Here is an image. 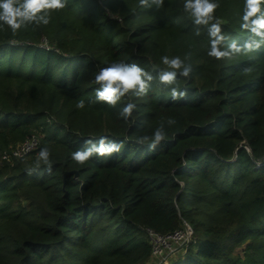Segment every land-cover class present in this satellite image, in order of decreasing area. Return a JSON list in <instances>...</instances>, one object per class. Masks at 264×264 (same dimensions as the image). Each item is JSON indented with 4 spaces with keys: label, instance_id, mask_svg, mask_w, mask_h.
I'll return each instance as SVG.
<instances>
[{
    "label": "trees",
    "instance_id": "trees-1",
    "mask_svg": "<svg viewBox=\"0 0 264 264\" xmlns=\"http://www.w3.org/2000/svg\"><path fill=\"white\" fill-rule=\"evenodd\" d=\"M183 2L157 11L139 0H67L46 26L0 30V159L40 139L0 164V264H147L148 230L184 223L194 236L172 264H264V166L255 167L264 157V48L209 57L207 32L195 36ZM217 2L223 32L243 44L245 0ZM165 55L190 57L191 77L175 85L185 98L172 100L154 79L145 97L96 101L100 68L136 63L155 77ZM128 102L137 107L125 122L118 113ZM169 117L176 123L155 150L137 143ZM101 136L123 143L121 152L71 159ZM44 147L51 171L36 167Z\"/></svg>",
    "mask_w": 264,
    "mask_h": 264
},
{
    "label": "clouds",
    "instance_id": "clouds-1",
    "mask_svg": "<svg viewBox=\"0 0 264 264\" xmlns=\"http://www.w3.org/2000/svg\"><path fill=\"white\" fill-rule=\"evenodd\" d=\"M165 0H139V6L145 9H162ZM264 0H245L244 11L241 17V29L247 32L243 44L225 34L221 22L214 13L220 7L217 0H184V12L192 18L194 34L199 37L201 30L207 32L209 38L208 56L216 60L231 59L242 53L259 51L264 48ZM67 6V0H0V30L5 26L16 34L22 28L32 26L33 30L41 25L50 23V14L57 9ZM179 56L161 57L165 70L154 75L136 63L112 62L107 67L100 68L95 74V83L99 85L95 90V99L115 107L122 98L134 96L142 98L148 95L154 79L159 85L170 89L171 99L180 100L186 97L187 92L181 91L177 85L178 77L190 78L193 72L191 63ZM78 109L85 107V101L79 100ZM137 105L126 103L119 111L118 117L127 122L132 117ZM176 123L174 118L161 119L159 126L151 135L138 138L137 143L147 145L149 150H155L166 138V128ZM123 143L117 142L109 136H101L98 140L87 139L85 146L71 155V159L79 165H84L95 156L109 158L119 154ZM51 151L48 147L42 148L36 157V167L41 163L48 165L51 171Z\"/></svg>",
    "mask_w": 264,
    "mask_h": 264
},
{
    "label": "built area",
    "instance_id": "built-area-1",
    "mask_svg": "<svg viewBox=\"0 0 264 264\" xmlns=\"http://www.w3.org/2000/svg\"><path fill=\"white\" fill-rule=\"evenodd\" d=\"M40 46L47 48L46 43L41 44ZM40 139L36 135H31L27 137L23 142H21L16 148L6 151L2 154L0 159V164L3 161L12 162L27 156L28 154L36 151L39 147ZM248 151L249 148L245 147ZM264 166V157L263 159L255 163V167ZM150 241L152 244V258L157 257V254H162V249L167 247V250H177L182 249L194 236L193 229L187 223L172 233L165 235L157 234L151 230H148Z\"/></svg>",
    "mask_w": 264,
    "mask_h": 264
},
{
    "label": "rangeland",
    "instance_id": "rangeland-1",
    "mask_svg": "<svg viewBox=\"0 0 264 264\" xmlns=\"http://www.w3.org/2000/svg\"><path fill=\"white\" fill-rule=\"evenodd\" d=\"M165 247L162 249V254H157V257L151 259L147 264H172L171 259H176L181 253H183L182 249L175 250H167Z\"/></svg>",
    "mask_w": 264,
    "mask_h": 264
}]
</instances>
